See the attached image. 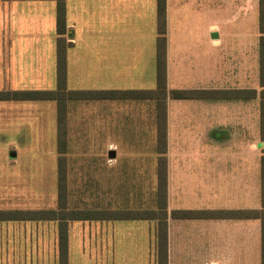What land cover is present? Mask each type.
Returning a JSON list of instances; mask_svg holds the SVG:
<instances>
[{
    "label": "crops",
    "instance_id": "crops-1",
    "mask_svg": "<svg viewBox=\"0 0 264 264\" xmlns=\"http://www.w3.org/2000/svg\"><path fill=\"white\" fill-rule=\"evenodd\" d=\"M34 1L45 3L51 12L49 28L54 34L42 36L41 30L46 24L37 20L31 24L32 30L36 28L38 32L36 36L9 35L10 21L4 18L0 35V74L4 78L7 71L56 70V3H52L54 0ZM118 2L95 0L93 5L91 1L78 0L79 14L82 9L86 19L92 6L106 12L104 19L93 21L92 29L87 22L86 29L81 30L66 16L75 6V0H65V38L69 44L66 79L88 75L98 85L83 90H148L144 71L151 70L152 58L155 59L156 85V0L122 1L124 5L120 7L127 8L128 14L120 21L114 20L108 10L111 6L116 8ZM3 15L6 17L5 13ZM192 18L193 30L191 35L185 36L179 28ZM165 19L167 212L174 209H259L260 159L264 154V141L261 140L259 115L262 86L259 79L258 0H165ZM21 60L26 62L23 64ZM5 89L11 90L9 86ZM174 89H193L200 96L174 99L169 95ZM242 90H254L256 96L218 98L207 95L214 91L238 93ZM66 107L69 141H105L109 159H116L119 151L132 157L127 160L126 170L140 174L142 187L141 205L136 210H140L139 207L149 209L143 206V187L144 175L148 182L150 151L143 143L139 147L118 149L117 141H148L152 137L158 155L155 102L95 99L68 101ZM1 108L4 112L8 109L6 105ZM11 108L25 107L14 105ZM43 124L41 119L32 129L21 127L20 133L43 132ZM103 168L111 173L112 181L117 165L112 162L103 164ZM186 203H193V206H186ZM23 222L26 221H4L9 228L0 231V246L4 252H19L17 258L10 259L9 255L5 260L9 264H22L20 253L29 252L31 249L26 247L30 246L35 248L33 252L39 249L36 261H45L46 251L51 250L54 260L57 259L58 229L48 227L46 222L49 221H29L44 226L39 229L18 227L17 223ZM74 222L81 227L72 228ZM152 224L151 228L150 221L142 219L72 220L67 227V264L71 235L76 232L83 236V248L94 246L96 255L102 248L107 251L111 248L113 261L117 263L120 259L118 248L123 244L130 246L132 251L145 248L150 259L151 247L156 248L157 234L156 224ZM167 226V264H261V222L257 218L184 220L168 216ZM26 233L29 240L24 238ZM33 236L49 239L34 243Z\"/></svg>",
    "mask_w": 264,
    "mask_h": 264
},
{
    "label": "rangeland",
    "instance_id": "rangeland-1",
    "mask_svg": "<svg viewBox=\"0 0 264 264\" xmlns=\"http://www.w3.org/2000/svg\"><path fill=\"white\" fill-rule=\"evenodd\" d=\"M84 1H91L95 5V0ZM122 1L125 0H119L116 8L111 6L108 9L114 15V20L120 21L127 18V8L120 7V5H124ZM52 3L55 4V1H52ZM91 9L90 16L86 19L82 13V9L79 14L80 5L78 0H75V6L68 10L66 16L70 21L75 22L79 29L85 30L86 28L84 26L87 22H90V29H92L94 25L93 21L104 19L106 12L96 6H92ZM4 13L6 17L3 15ZM50 17L51 12L49 13L45 3L41 4V2L34 0L13 2L0 0V35L1 26L4 24L3 20L7 18V21H10L9 35L21 37L35 35L37 30L36 28L32 30L31 24L36 23L37 20H43L46 27L41 30L42 36H53L54 32L49 28ZM27 24L30 26H27ZM179 30L185 36L191 35L193 18L185 23L184 27L181 25ZM21 62L24 64L26 61L21 60ZM27 62H31V60L27 59ZM151 65L152 68L150 71H144L146 89L155 88L154 58L151 59ZM6 73V78H4L2 73L0 74V91L8 90L5 89L7 86L11 90H54L56 88V70L42 72L7 71ZM66 80L67 89H94L98 86L95 79L88 75L81 77L70 76ZM6 81L7 85H4ZM4 105L8 107L6 112L1 108ZM14 105L25 108H11ZM151 105H153L152 102ZM41 119L44 123L43 132L30 130L20 133L21 127L32 129L34 125H38ZM56 120L57 104L55 101H0V210L56 209L58 176ZM117 143L119 144L117 145L118 149L119 147H139L142 146V143L145 148L149 149L150 171L148 182H145L146 177L144 175L143 206L144 208L155 209V189L157 184V156L154 149L155 139L151 137L148 141L119 140ZM104 144L105 141H69L67 139L65 172L68 209H96L101 207H113L114 209H125L129 207L131 209L132 206L131 210L134 211L135 209L136 211L137 206L141 205L142 187L139 179L140 174L135 170L132 173L126 170V165H129L127 160L132 157L124 151H119L117 158L111 160L107 157V147ZM112 162L117 165V170L112 173L113 180L111 181V173L105 171L103 164ZM94 181L98 182L97 185H95ZM145 193H147V196H145ZM185 205L193 206V203H186ZM139 208L140 210H149ZM149 221L150 227L152 228V222L156 224V221ZM46 223H48V227L58 229L57 222L49 221ZM17 225L24 229L44 227L37 222L33 223L29 221L17 223ZM71 227L79 228L81 226L79 223L74 222ZM4 228H9V226L4 225V221H0V231ZM24 238L29 240L27 233L26 235L24 234ZM82 238L83 236L77 232L71 235L70 249L68 250V264H156L154 259L157 256V234L156 248L154 250L151 247L150 259L145 248L132 251L130 250V246L128 247L123 244L121 248H118L120 255L118 263L113 261L112 256L114 252L111 248L108 251L102 248V251L97 252L98 254L96 255L94 246H88L87 249L83 248L81 245ZM47 239H49L47 236L33 238L34 243L36 241L41 243V240ZM47 242L45 245L48 244ZM26 249H31L32 251H23L20 253L23 256L22 264H59V256L57 255L58 258L54 260L53 250L46 251L47 254L44 255L45 261H36L35 256L39 254V249L38 252H33L35 250L33 246H30V248L26 247ZM4 251L3 247L0 246V264H9L5 259L9 255L10 259H13V257L17 258L19 254V252ZM118 251H116L117 255ZM12 263L10 262V264Z\"/></svg>",
    "mask_w": 264,
    "mask_h": 264
},
{
    "label": "trees",
    "instance_id": "trees-1",
    "mask_svg": "<svg viewBox=\"0 0 264 264\" xmlns=\"http://www.w3.org/2000/svg\"><path fill=\"white\" fill-rule=\"evenodd\" d=\"M56 3V88L54 90H2L0 100L40 101L52 100L57 104L56 143L58 152L57 207L49 210H0V221H55L58 223L59 264H67V223L72 220H154L157 229V264H167V220L193 218H257L261 222V264H264V154L260 159L259 209L244 210H193L174 209L167 212L166 149V19L165 0H156V85L148 90H67L65 0ZM259 27V115L261 140L264 141V0H258ZM174 99H193L200 94L193 89H174L169 92ZM208 96L253 98L254 90L208 92ZM95 99H143L155 102L157 184L156 208L149 210H70L67 208L65 153L67 148V102ZM264 149V148H263ZM264 151V150H263Z\"/></svg>",
    "mask_w": 264,
    "mask_h": 264
}]
</instances>
